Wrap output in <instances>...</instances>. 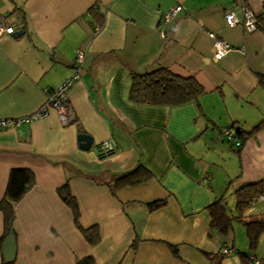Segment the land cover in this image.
<instances>
[{"label":"crops","instance_id":"obj_1","mask_svg":"<svg viewBox=\"0 0 264 264\" xmlns=\"http://www.w3.org/2000/svg\"><path fill=\"white\" fill-rule=\"evenodd\" d=\"M242 7L264 19V0H0V15L22 32L0 36V118L36 112L49 89L78 74L66 92L72 123L49 109L0 129V198L11 168L34 174L13 204L11 264H75L84 256L94 264H210L204 252L221 253L216 264H242L238 250L253 256L246 264H264V230L250 250L240 221L222 234L207 209L224 194L236 215L234 190L264 176V125L248 132L264 118V30L244 28ZM229 10L239 20L233 26L224 19ZM208 32L231 45L219 61ZM156 66L193 75L204 91L178 105L131 102L129 73ZM222 128L237 132L239 148ZM80 132L92 137L88 150L78 146ZM108 138L115 150L98 156L96 145ZM137 161L152 176L112 193L108 181ZM65 182L80 225L98 230L94 243L57 193ZM253 215L264 216V195L241 213ZM3 234L0 212V264Z\"/></svg>","mask_w":264,"mask_h":264},{"label":"trees","instance_id":"obj_2","mask_svg":"<svg viewBox=\"0 0 264 264\" xmlns=\"http://www.w3.org/2000/svg\"><path fill=\"white\" fill-rule=\"evenodd\" d=\"M256 29L264 30V19L261 15L256 14ZM262 19V20H261ZM130 87L128 91V98L131 102L136 104L148 105H178L189 101H196L198 96L204 91L202 85L193 75L182 76L175 74L170 69L163 66H156L146 71H131ZM259 82L264 85V77L259 78ZM51 90V89H49ZM73 118H70L72 123ZM264 125V118H262L254 127L248 132H252ZM81 131V129H79ZM81 133V132H80ZM235 138L237 132L234 131ZM238 139V138H237ZM239 145L232 146L239 148ZM230 142V141H229ZM152 173L149 169L143 166L140 161H137L135 166L131 169L125 170L114 175L109 181L108 186L112 193L117 187L125 185H135L149 179ZM34 181V174L31 169L26 167H13L10 169L5 185L4 193L0 198V212L4 219V237L9 232V225L13 218V204L22 197L27 189ZM57 193L63 202L70 208L74 224L81 230L85 239L89 243H94L98 239V230L96 226H89L84 228L80 225L79 216L80 210L75 197L70 192L67 182L57 188ZM235 195V209L236 215L229 214L226 206L224 194L220 195L207 206L210 214V225L218 232L226 234L231 230V219L240 221L248 238V247L253 250L256 247L258 236L264 230V216L253 215L248 218H242V211L248 207L251 202L264 195V176L261 178L245 183L234 190ZM164 199L154 200L148 203L150 209H154L164 203ZM172 253H177V246L170 245ZM242 264H246L253 256L246 251L238 250ZM205 256L211 261L210 264H216L221 258V253L204 252ZM1 264H11V262L2 261ZM75 264H94L91 256H84L76 261Z\"/></svg>","mask_w":264,"mask_h":264},{"label":"built area","instance_id":"obj_3","mask_svg":"<svg viewBox=\"0 0 264 264\" xmlns=\"http://www.w3.org/2000/svg\"><path fill=\"white\" fill-rule=\"evenodd\" d=\"M180 5L173 7L171 10L164 14L165 19L171 18L175 12L180 10ZM226 24L229 26L235 25L239 20L233 10H229L224 14ZM242 24L244 28L251 32L256 29V18L254 12L246 7H242ZM15 28L11 23V20L6 19L0 15V36L1 35H14ZM208 36L212 39V58L214 61H219L226 52L231 49V45L225 40L217 37L214 32H208ZM84 58L82 50L75 52V64L76 66L81 65ZM78 74L75 72L71 78L66 80L60 86L48 90L47 97L39 109L26 116L20 117H7L0 118V129L1 128H18L23 123H29L30 121L46 115L49 109H53L61 124L70 123V107L67 102L66 92L73 79L77 78ZM221 132L227 138L228 141L233 142L234 145H239L240 141L235 138V133L230 128H222ZM116 148V142L112 138H108L100 141L95 148L98 156H104L113 152ZM230 249H226L224 252H229Z\"/></svg>","mask_w":264,"mask_h":264},{"label":"water","instance_id":"obj_4","mask_svg":"<svg viewBox=\"0 0 264 264\" xmlns=\"http://www.w3.org/2000/svg\"><path fill=\"white\" fill-rule=\"evenodd\" d=\"M21 31H16L15 34H21ZM78 146L82 150H88L92 143V137L86 133H78L77 136ZM1 252L4 262H12L15 254H16V240L14 236V232L12 230L11 224L9 225V232L5 236L2 246Z\"/></svg>","mask_w":264,"mask_h":264},{"label":"rangeland","instance_id":"obj_5","mask_svg":"<svg viewBox=\"0 0 264 264\" xmlns=\"http://www.w3.org/2000/svg\"><path fill=\"white\" fill-rule=\"evenodd\" d=\"M228 194V193H227ZM227 200V199H226ZM228 205V202L226 201V206ZM235 223H237V222H235ZM241 227H243V226H241Z\"/></svg>","mask_w":264,"mask_h":264}]
</instances>
